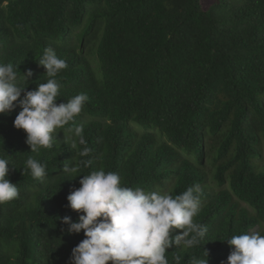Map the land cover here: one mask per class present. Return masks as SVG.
<instances>
[{
  "label": "trees",
  "instance_id": "1",
  "mask_svg": "<svg viewBox=\"0 0 264 264\" xmlns=\"http://www.w3.org/2000/svg\"><path fill=\"white\" fill-rule=\"evenodd\" d=\"M47 48L67 63L57 103L88 100L38 152L13 126L19 107L0 115V158L20 191L0 204V264H70L84 234L62 223L80 215L67 196L100 169L173 196L201 186L194 220L208 233L170 248L169 264L204 251L226 264V240L264 235V0H0V62L27 91L49 79L38 64ZM30 157L46 177L30 174Z\"/></svg>",
  "mask_w": 264,
  "mask_h": 264
},
{
  "label": "clouds",
  "instance_id": "2",
  "mask_svg": "<svg viewBox=\"0 0 264 264\" xmlns=\"http://www.w3.org/2000/svg\"><path fill=\"white\" fill-rule=\"evenodd\" d=\"M38 64L49 79L27 91L28 86L18 83L17 68L0 62V115L21 109L13 126L26 133L31 152L51 148L58 130L73 121L88 100L81 93L57 103L61 85L55 77L67 63L54 49L47 48ZM32 75L29 70L24 80L29 81ZM74 132L83 143V128L76 127ZM9 164L8 159L0 158V204L20 195L17 184L7 178ZM26 167L34 178L47 176L46 164L39 160L28 158ZM64 171L74 173L77 169L66 166ZM78 177L80 187L67 200L71 210L80 213L79 219H62L67 234H84L72 249L70 264H169L166 253L170 248L199 246L208 233L206 226L194 220L201 210L198 183L173 196L167 191L123 186L119 174L104 169ZM173 230L180 232L172 236ZM226 241L232 249L226 264H264V235L252 230ZM204 252L207 258H194L192 264H208Z\"/></svg>",
  "mask_w": 264,
  "mask_h": 264
},
{
  "label": "rangeland",
  "instance_id": "3",
  "mask_svg": "<svg viewBox=\"0 0 264 264\" xmlns=\"http://www.w3.org/2000/svg\"><path fill=\"white\" fill-rule=\"evenodd\" d=\"M253 231H257V228H256V229H254Z\"/></svg>",
  "mask_w": 264,
  "mask_h": 264
}]
</instances>
